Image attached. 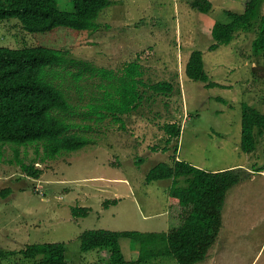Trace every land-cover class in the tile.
I'll return each instance as SVG.
<instances>
[{
    "label": "rangeland",
    "instance_id": "1",
    "mask_svg": "<svg viewBox=\"0 0 264 264\" xmlns=\"http://www.w3.org/2000/svg\"><path fill=\"white\" fill-rule=\"evenodd\" d=\"M55 1L60 9H72L71 0ZM191 1L113 0L97 18L101 27L96 31L59 27L33 34L16 18L0 21L2 47L68 49L78 59L113 70L117 85L126 67L138 60L147 84L165 81L173 85L171 92L161 94L140 85V106L113 116L100 107L106 102L105 92L111 91L106 87L108 80L85 76L76 81L69 75L63 79L51 71L49 78L62 85L74 105L69 119L76 125L72 132L87 138L88 143L81 150L62 152L53 159L45 157L43 145L39 153L36 145L3 146L0 252L21 250L34 243L66 242L70 264H106L107 251H81L78 239L84 231L167 232L179 223L174 218L179 209L170 208L168 197L172 181H146L156 164L172 163L175 155L206 171L240 164L256 170L264 166V136L257 138L253 152L241 149L243 105L264 111V52L253 49L258 23L252 31L237 32L230 44L210 49L216 42L212 34L215 23L231 22L228 12L243 13L249 0H210L208 13L193 8ZM260 12L264 13V0ZM195 50L203 52L204 68L210 80L219 85L208 88L187 76L185 68ZM98 111L105 117L100 119ZM172 123L181 128V134L168 142L170 134L165 126ZM23 163L34 164L41 171L40 177L23 171ZM119 177L127 181L108 180ZM262 182L260 176L254 182L260 187V201H264ZM118 185L125 187L120 206L102 207L100 202L113 197ZM245 186L238 192V201L245 202L246 209L234 212L232 232L229 202L235 185L228 190L222 228L209 257L199 264H252L255 259L256 264L264 263L263 252L256 258L260 248L254 249L247 242V238H256L250 227L252 213L262 216L264 208L249 209L247 216L250 194ZM128 188H132L133 196ZM74 206H89L92 211L75 221ZM120 242L125 257L136 260L139 246L133 243L132 250L129 238ZM15 260L0 257V264ZM140 264L176 263L164 257Z\"/></svg>",
    "mask_w": 264,
    "mask_h": 264
},
{
    "label": "trees",
    "instance_id": "2",
    "mask_svg": "<svg viewBox=\"0 0 264 264\" xmlns=\"http://www.w3.org/2000/svg\"><path fill=\"white\" fill-rule=\"evenodd\" d=\"M72 9H60L55 0H0V21L18 19L25 31L39 34L49 33L59 27L67 30H98L97 18L113 3V0H71ZM263 0H249L243 13L228 12L229 23L217 22L212 34L215 50L220 45L230 44L237 32L252 31L258 23V34L253 41L256 53L264 52V13L260 12ZM191 6L208 13L210 0H192ZM203 52L195 50L186 65V74L205 86L219 85L210 80L205 70ZM138 60L130 63L121 83L117 85L113 70L99 67L89 61L74 57L68 49H56L43 45L11 48L0 46V157L6 144L15 146L41 145L44 155L53 159L62 152L83 149L88 140L72 132L75 124L69 121L74 105L60 84L49 78V73L63 79L72 76L76 81L85 76L108 80L111 91L105 92V108L108 112L122 115L137 109L143 100L139 86H146L156 93L173 90L170 82L159 81L147 84ZM78 70V71H76ZM104 87V85H100ZM242 115L241 149L253 152L257 138L264 136V111L244 104ZM97 113V112H96ZM100 114V119L105 115ZM118 120H122L118 118ZM89 128V126H83ZM169 140L180 137L177 124H167ZM177 153L178 148H175ZM18 149L16 155H18ZM22 170L39 178L41 171L34 164H22ZM244 169L206 171L195 165L178 160L173 155L172 163L160 162L150 169L147 183L171 180L169 189L170 208L178 213L174 218L179 223L167 232L112 231L107 229L87 230L80 236L82 252L107 251L106 264H140L156 258H172L176 264H198L209 257L223 225V208L228 190L241 182L248 173ZM246 173V174H244ZM10 190H6L5 196ZM116 200H106L108 207ZM91 212L88 206H74L72 219L78 221ZM174 214V213H173ZM129 238L138 247V258L128 260L121 247V239ZM0 257L16 260L12 264H70L67 259L66 242H44L28 244L21 250L1 251Z\"/></svg>",
    "mask_w": 264,
    "mask_h": 264
},
{
    "label": "crops",
    "instance_id": "3",
    "mask_svg": "<svg viewBox=\"0 0 264 264\" xmlns=\"http://www.w3.org/2000/svg\"><path fill=\"white\" fill-rule=\"evenodd\" d=\"M178 160H183V159L178 157ZM229 169H244L249 174L245 179H243L241 182L236 184L235 187H233L234 189L232 191H230V193L231 192L232 193L230 195V202H229V216L231 215V218H230V224H231L230 231L232 232V229L234 228V227H232L234 225V219L232 220V218H234V212L240 211V209L243 208V207H245V209H246L245 202L242 203L241 201H238V196H239L238 192H241V190L243 189L244 185H247V187L245 186L246 187V191H247V194L248 193L250 194V201L247 203V216H248V210L249 209L254 210V209H257L259 207L264 208V201L258 200L260 187H258L257 183L256 184L254 183L255 180L257 179V177L260 176V177L264 178V166L262 168H259V169L256 170L254 168L253 169L246 168V167H244V165L240 164V165H238L236 167H231ZM222 170H226V169H222ZM222 170H220V171H222ZM214 171L216 172L217 170H214ZM102 178H104V177H102ZM108 180L109 181L118 180V183H120L121 181H127L124 177H121V178L119 177V178H114V179L113 178H108ZM249 183H251V184H249ZM262 184L264 185L263 182H262ZM259 186H261V185H259ZM128 189L130 191L131 196H133L132 188H128ZM122 191H125V187L118 185L117 189L114 190V196L111 197V198L106 199V200H111V201L112 200H116V203L115 204H111L108 207H110V206L119 207L120 206V204L122 203V199H123V197L121 195ZM105 201L100 202L102 207H104L103 203ZM168 204H169V201H168ZM108 207H104V208H108ZM90 208H91V211H92V207H90ZM168 213H169V219L171 220V218L173 216L170 217V212H168ZM84 218H86V217H84ZM80 219H83V218H80ZM250 227H251V230H253V232H255L253 234V237H256V238H253L251 240H248V238H247V242H249L248 244L249 245L251 244L254 249L260 248L258 253H257V257L256 258H258V256H260V254L262 252H263L262 256H264V215L258 216L257 212H253L252 213V220L250 222ZM231 232H229V233L232 234ZM133 260H134V258H133ZM256 261H257V259H255V261L252 264H256Z\"/></svg>",
    "mask_w": 264,
    "mask_h": 264
}]
</instances>
